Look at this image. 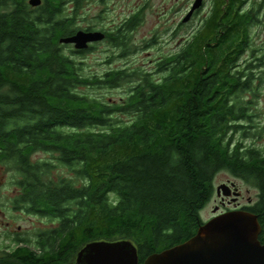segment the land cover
I'll return each instance as SVG.
<instances>
[{"label":"trees","instance_id":"16d2710c","mask_svg":"<svg viewBox=\"0 0 264 264\" xmlns=\"http://www.w3.org/2000/svg\"><path fill=\"white\" fill-rule=\"evenodd\" d=\"M245 3L212 0L179 50L158 64L159 78L145 71L90 78L61 50L59 39L79 29L71 28L73 20L64 28L63 0L36 7L28 0H0L2 155L17 161V180L28 183L20 198L29 211L35 206L63 220L34 249L19 241L5 246L0 264H74L86 243L120 239L135 244L143 264L148 255L197 233L220 171L254 183L256 201L244 210L257 216L264 243V153L235 137L247 134L253 101L245 93L254 92L256 79L255 66L241 64L255 23ZM134 21L119 29L118 46ZM131 80L130 93L117 103L77 90ZM116 111L130 118L116 120ZM30 131L39 147L51 142L49 148L60 152L71 171L66 189L62 180L53 184L49 169L27 164L30 149L20 148L28 143L20 134Z\"/></svg>","mask_w":264,"mask_h":264},{"label":"rangeland","instance_id":"374dc122","mask_svg":"<svg viewBox=\"0 0 264 264\" xmlns=\"http://www.w3.org/2000/svg\"><path fill=\"white\" fill-rule=\"evenodd\" d=\"M245 1V9L254 12L255 23L248 30L249 47L243 52L241 64L243 66H247L249 63L254 65L252 72L256 79L254 92L245 93L246 99L253 101L248 110L252 115V120L244 122L247 134L237 133L235 137L245 145L264 146V0ZM193 2L194 0H87L77 11L74 27L116 26L132 12L142 8L141 21L130 34V52L124 57L114 59L110 64H106L105 59L107 58L106 54L113 49H110L105 43L99 44L98 48L82 56L72 53L69 46L66 45V55L74 58L77 64L80 63V72L83 76L90 78L96 74H102L107 68L116 67L127 68L131 74L138 71L150 72L154 78H159L161 73L157 71L158 64L165 56L179 50L184 38L189 36L211 9L212 0H203L202 6L196 10L197 12L187 22L180 24ZM72 5L66 0V14L69 16L74 14ZM61 14H63V10ZM119 51L117 49V53ZM134 84V80H131L117 83L113 87L109 84L78 85L77 90L81 94L96 97L103 102L117 103L124 101ZM113 118L126 121L130 118V114L116 111ZM41 156L46 157L48 154L39 152L36 157ZM8 164L10 163H6L5 171H2L0 164V181L2 182L0 185V248L6 249L4 248L6 245H12V241L7 240L4 234L13 235L15 233H21L22 236L28 238L30 240L28 245L33 248V241L37 234L54 228L57 223L42 215L6 209L8 206H4L5 198L11 197L14 190V186L8 183L17 177L16 172L9 170ZM54 172L66 174V176L71 175V171L60 164H56ZM227 180L237 183L243 192L244 201L248 196L256 200L258 194L256 187L252 184H245L239 177H235L227 171H220L215 175L214 187L227 182ZM215 206H218V213L222 212L220 211V199L214 193L200 211V216L204 221L214 216ZM7 222L10 223L9 226H6Z\"/></svg>","mask_w":264,"mask_h":264},{"label":"water","instance_id":"95a60500","mask_svg":"<svg viewBox=\"0 0 264 264\" xmlns=\"http://www.w3.org/2000/svg\"><path fill=\"white\" fill-rule=\"evenodd\" d=\"M38 5L40 0H29ZM203 4L194 0L182 21L187 22ZM104 38L100 31L77 30L59 39L60 43L74 44L76 49ZM237 197L235 184L221 183L215 187L217 195ZM217 212V207L214 208ZM257 216L244 209H228L215 214L201 225L188 240L148 255L143 264H264V243L258 236ZM74 264H139L138 250L128 239L115 241L94 240L76 253Z\"/></svg>","mask_w":264,"mask_h":264},{"label":"flooded vegetation","instance_id":"af4514ba","mask_svg":"<svg viewBox=\"0 0 264 264\" xmlns=\"http://www.w3.org/2000/svg\"><path fill=\"white\" fill-rule=\"evenodd\" d=\"M68 1L71 2V4H73L72 9H73L74 14H72L70 16L68 14H66V0H63L62 21L64 22V28H66V20H73V22L75 23V19H76L75 16H77V13H78L77 11H79L81 9L82 4L87 0H81V3L79 5H76L75 0H68ZM137 10L138 11L132 12V14L130 16H128L126 19H124L122 22H120L116 26L112 25V26H108V27H106V26H99V27L95 26V27L79 28V29H82L85 31H100V32L104 33V38L99 40V41H96V42L88 43L87 47L83 48V49H76L74 47V44H71V43H66V42L61 43L62 44L61 50L63 52L64 57L66 58V45L69 46V50H71L72 53H74L75 55L82 56V55H85L87 52L95 50L96 48H98L99 44H103V43L107 44V46L110 49H113L111 51L108 49V51H110V53L106 54V57H107L105 59L106 64H110L114 59H116L118 57L126 56L130 52V49H131L130 34L134 31V29L137 27V24H139V22L141 21L142 8L137 9ZM196 12L197 11H195L194 13H196ZM133 18L135 19L134 24L136 23L135 26L133 25L132 28H128L127 32L125 30H123L121 32V34H126L127 38L125 39L126 41L123 44L124 46L120 47L116 43V41H117L116 35L120 32L119 29L122 28L124 23L128 22V20L133 19ZM182 19L180 21V24L183 23ZM71 28H77V27H74V25H73V27H71ZM79 29H77V30H79ZM76 31H74L73 33H71L69 35L74 34ZM64 37H66V33H65ZM116 48L118 50H120L118 53H117ZM79 65H80V63H79ZM114 71H124L127 74H131V71H129L127 68L116 67V68H107L106 70H104V72L102 74H100V75L96 74L93 77H104L106 75L111 74ZM20 135L22 136L23 139L28 141V143L25 145H23L21 143L20 148L25 149V147H29V149H30L27 153L28 154L27 155V162H28L27 164L29 166H31V168H33V169H38L39 166H43L46 169H49L50 170V176L55 181V182H53V184H58L59 181L62 180L60 183L61 187H64L66 189V174H58V173L54 172L56 164H60L66 168V164L62 163L61 160L59 159L60 152L54 151L52 148H49V146L52 145L51 142H47V143L41 142L40 147H39L38 143L33 142V140H35L34 139L35 134L32 131L24 132ZM61 135L63 136V134H61ZM258 147L264 153V146L258 145ZM4 148L5 147H2V146L0 147V164H1L2 171H5L6 163L9 162L10 163V164H8L9 170H13L14 172L17 173L18 172L17 166H19L17 161L14 159H7V156L5 154L2 155V150H4ZM39 152L47 153L48 156L36 157ZM17 179H18V173H17L16 179L11 180L8 183V184H12V186H14V190L12 191L11 197L5 198L4 206H6V205L8 206L6 209H9L11 211L17 210V211H20L22 213H32V214H36V215H42L43 217L53 219L57 223V225L54 228H52L46 232H42L40 234H37V237L33 241L34 247L32 249H34V248L38 247L39 243H42V240H43V239H41L42 236H47L46 233H48L52 230H55L56 228H59L61 226V223L63 220H61L62 219L61 217H51V216L46 215L45 213H41L42 212V211H40L41 209L38 207H35V206L32 207V209L34 211H29L28 206L23 204L22 198H20L21 194L23 193L22 184H28V183H22L20 180H17ZM240 179L245 184H254L248 179H245V178H240ZM232 182L237 187V191H238L237 197H234V195H233L234 187L231 188L232 194L229 196H226V197L219 196L215 192V194L220 199V204H221L220 211L233 209V208L244 209V208L250 207L256 201L255 199L253 200L250 196H248L246 198V201H244L243 192H242L241 188L237 185V183H235L234 181H231V180H227V182H225V183L231 184ZM1 184H2V182L0 181V185ZM31 184H35V183H31ZM215 207L218 208V206H215ZM217 213L218 212H215L214 215ZM9 225H10V223L7 222L6 226H9ZM18 229L20 230V227H18ZM4 236H5V238H7V240L12 241L11 242L12 245H9V248H11V246L16 245L18 241L20 242L19 243L20 245H26L27 247H30L28 245V242L30 240H28V238L22 236L21 233H15L13 235L4 234ZM0 250H6V249L0 248Z\"/></svg>","mask_w":264,"mask_h":264},{"label":"bare ground","instance_id":"6f19581e","mask_svg":"<svg viewBox=\"0 0 264 264\" xmlns=\"http://www.w3.org/2000/svg\"><path fill=\"white\" fill-rule=\"evenodd\" d=\"M41 2H42V0H40V3H39L38 5H31V4L29 3V0H28L29 5H30V6H33V7L39 6V5L41 4Z\"/></svg>","mask_w":264,"mask_h":264}]
</instances>
